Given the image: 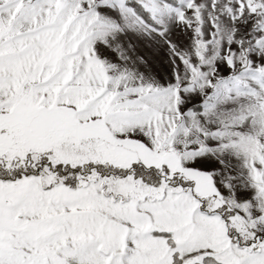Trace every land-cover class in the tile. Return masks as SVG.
<instances>
[{
  "label": "snow or ice",
  "instance_id": "snow-or-ice-1",
  "mask_svg": "<svg viewBox=\"0 0 264 264\" xmlns=\"http://www.w3.org/2000/svg\"><path fill=\"white\" fill-rule=\"evenodd\" d=\"M0 264H264V0H0Z\"/></svg>",
  "mask_w": 264,
  "mask_h": 264
}]
</instances>
